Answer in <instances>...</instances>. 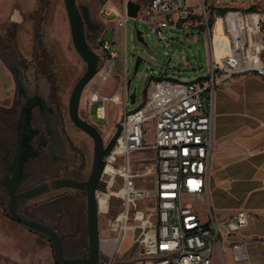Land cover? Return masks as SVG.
Here are the masks:
<instances>
[{
	"label": "built area",
	"instance_id": "obj_1",
	"mask_svg": "<svg viewBox=\"0 0 264 264\" xmlns=\"http://www.w3.org/2000/svg\"><path fill=\"white\" fill-rule=\"evenodd\" d=\"M215 1L226 8L215 16L214 23L212 20L220 29L218 36H212L216 28L208 23L204 6L199 7L209 35L207 73L193 81L151 78L142 103L130 111L123 109L118 119L120 133L104 156L105 184L104 190H97V201L100 195H105L107 207L99 211L107 214L111 197L121 202L119 213L109 220L107 227L113 233L110 239L113 243H119L129 231L141 230L135 264H211L216 243L235 235L247 224L245 209L221 219L209 202L212 100L216 89L226 86L234 75L254 72L264 76V13L246 10L247 0ZM105 12L115 14L111 7H106ZM143 13L163 39L165 28L187 19L195 10L187 0H148ZM115 15L113 40L101 38L98 45V64L102 62V66L97 65V73L103 79L112 72L116 52L111 45L117 38L116 28L124 26L128 17L125 12ZM122 90L125 102L129 90L125 84ZM107 99L121 102L116 93L110 97L95 94L89 100V103L102 100L103 104L96 108L100 118L105 117ZM149 121L152 141L146 143L144 135ZM146 149H152L153 162L138 171L132 163V154ZM105 173L108 178L103 177ZM147 174H153L152 184L139 185L136 178ZM206 195L209 209L202 220L191 200H203ZM144 200L152 206L138 207L137 203ZM152 214L154 221L150 219ZM230 246L234 261L247 259L239 242Z\"/></svg>",
	"mask_w": 264,
	"mask_h": 264
},
{
	"label": "rangeland",
	"instance_id": "obj_2",
	"mask_svg": "<svg viewBox=\"0 0 264 264\" xmlns=\"http://www.w3.org/2000/svg\"><path fill=\"white\" fill-rule=\"evenodd\" d=\"M81 13L86 9L87 17L92 24H96L98 28L91 29L89 24H85V36L90 47L99 53L98 45L101 38L113 40V28L105 27L103 30V19L111 15L105 12L106 7H112L115 12H125L124 0H76ZM190 5H194L195 13L180 22L175 21L164 29L165 37L160 39L144 18L143 6L138 11L137 17H127L125 25L118 27L116 35V45H112L111 49H117L114 59L112 72L103 79L99 73H96L91 80L84 86L80 97L79 114L97 126L102 134L104 141L108 140L115 129L123 109L126 111L133 110L139 106L148 90L149 80L155 78H169L178 81H193L204 76L208 71L209 62V35L206 33L203 18L200 14L201 3L206 11V18L209 22L212 18L213 23L215 16L218 15L217 7H223L215 0H187ZM120 5V8L118 7ZM221 5V6H220ZM117 9H115L114 7ZM254 6L257 11L264 12V0H247L244 7ZM18 19L16 24L14 21H4L0 23V30L10 27L7 31L9 41L14 42L15 51L11 52L7 48V61L9 64L17 62L18 65L31 63L40 53L38 50V42L43 43L47 47L45 56L41 57L39 62L52 74H58V77L64 76L65 84L59 98L64 102L67 111V100L69 92L77 78L85 70L86 64L81 56L77 53L70 32L69 20L65 8L64 0H0V19L12 17ZM55 25H54V23ZM215 26V32L212 36H218L221 33L218 25ZM54 25V26H53ZM210 25V28H212ZM16 27V35H13V28ZM57 30L54 35L49 34L52 28ZM19 30H22L26 36L25 45L19 39ZM102 30V32H101ZM39 32V38H35V32ZM137 31L140 32L139 39ZM57 34V35H56ZM64 34V35H63ZM101 34V35H100ZM101 36V37H100ZM59 37V39L57 38ZM114 42V41H113ZM8 46V45H7ZM19 55L21 57H19ZM136 56L144 59L134 73L133 64ZM54 58V61L51 59ZM40 63V65H41ZM102 66V62L98 67ZM21 70V68H19ZM32 67L25 73L29 81L33 80ZM125 80H123V79ZM129 80V93L134 91V102H130L129 98L124 102V92L122 87ZM40 90L47 92V83L39 80ZM23 81V84H26ZM30 90L33 85L29 82ZM61 83V88H62ZM117 94L121 102L112 100L105 101V117L100 118L96 114V108L103 104L102 100L89 103V100L95 94L110 97ZM67 129L69 137L76 144H83L88 151L89 166L92 163L93 143L89 135L80 128L75 126L66 114ZM146 133L144 139L146 143H151L152 132L151 122L146 123ZM154 153L152 149L135 151L132 154V163L138 171L149 166L153 162ZM70 159V158H69ZM215 171L211 162L209 172V196L212 202L213 210L216 213L228 214L231 210L230 205L224 200L217 197L215 185ZM104 178H108L105 173ZM153 174H147L136 178L139 185L150 186L153 180ZM30 182V181H29ZM25 183L24 185H26ZM4 187L0 188V263L1 264H21L18 261L10 260L4 253H8L15 260L20 258L24 261L27 258L24 251L30 252L31 262L34 264H59L53 254V248L50 239L42 232L30 229L18 222L9 215L7 210V196L2 195ZM101 196V195H100ZM99 196V197H100ZM208 195L203 200H191L192 204L199 210L202 220L206 218L208 206ZM221 202V204H219ZM206 203V204H205ZM207 205V206H205ZM221 205V206H220ZM137 206L144 208L152 206L146 200L137 203ZM121 209V202L116 197H111L108 212L104 214L99 211L98 230L101 240V264H109L111 262H122L123 264H135L139 256L140 243L138 237L140 229L135 232L129 231L126 237L121 239L119 243L115 242L110 245L111 249L105 242L111 239L113 233L109 230L108 222L114 219ZM152 221L155 215L150 216ZM53 224L54 222H50ZM17 248H20L17 249ZM23 248V249H22ZM215 248V247H214ZM4 252V253H2ZM216 250L212 253L211 264H221L218 259ZM28 261V260H27Z\"/></svg>",
	"mask_w": 264,
	"mask_h": 264
},
{
	"label": "flooded vegetation",
	"instance_id": "obj_3",
	"mask_svg": "<svg viewBox=\"0 0 264 264\" xmlns=\"http://www.w3.org/2000/svg\"><path fill=\"white\" fill-rule=\"evenodd\" d=\"M8 30L9 26L0 30V59L10 70L14 81L17 76L21 84L17 86L15 82L14 98L10 106L0 107V148L3 158L0 188L4 187L2 195L7 196V210L10 197L8 186L15 167V192L44 185L43 189L35 191L28 198H17L18 213L54 227L63 234V250L67 257H84L89 244L85 181L91 165L89 166L86 147L81 143L76 144L69 137L66 122L68 100L66 111L64 102L59 98L65 78L58 77L56 73L51 74L39 62L47 52V47L41 42L37 44L40 53L31 62L32 66L26 63L18 65L17 62L9 64L6 49L14 52L15 47L14 42L8 40ZM16 30L14 27V36ZM34 32L35 38H39V32ZM30 67L33 69L32 81L25 75ZM43 79L47 83L46 93L39 88V80ZM23 81L27 83L23 84ZM29 82L33 85L32 90ZM64 179L71 180L76 185H62L60 182ZM25 183L27 184L24 185ZM97 195L96 190L98 222ZM101 259L100 255V262Z\"/></svg>",
	"mask_w": 264,
	"mask_h": 264
},
{
	"label": "crops",
	"instance_id": "obj_4",
	"mask_svg": "<svg viewBox=\"0 0 264 264\" xmlns=\"http://www.w3.org/2000/svg\"><path fill=\"white\" fill-rule=\"evenodd\" d=\"M126 1L124 0V4ZM133 1L141 8L148 0ZM114 8H120V5ZM115 14H109L111 16L103 19L102 30L110 26L113 28ZM4 21L16 22L18 19L12 15L0 19V23ZM117 29L118 27L116 32ZM56 30L55 27L52 28L49 34L54 35ZM25 38L24 32L19 30V39L22 40L23 45ZM114 44L117 47L116 41L112 43ZM112 50L118 52L117 49ZM14 93V78L0 59V107L10 106ZM212 106L211 162L216 173V193L221 202L225 198L224 205L227 201L232 210L228 214L215 213L219 218L227 219L239 209L248 212L247 224L238 233L216 243L214 248L216 257L221 264H264V76L254 72L234 75L226 86L216 89ZM2 159L0 148V178L3 172ZM209 202L212 206L210 196ZM232 242H239L242 245V249L247 254L246 260H233L230 246ZM19 253L27 258H24V261L21 258L15 260L8 253L4 254L10 260L21 264H33L30 252L19 251Z\"/></svg>",
	"mask_w": 264,
	"mask_h": 264
},
{
	"label": "water",
	"instance_id": "obj_5",
	"mask_svg": "<svg viewBox=\"0 0 264 264\" xmlns=\"http://www.w3.org/2000/svg\"><path fill=\"white\" fill-rule=\"evenodd\" d=\"M65 8L68 15L70 32L72 36L73 45L77 53L85 61L86 67L83 73L75 81L68 98V114L72 123L90 136L93 143V157L91 163L90 173L85 181L87 188V213H88V234L89 244L87 255L84 257H67L63 250V234H60L54 227H51L43 222L34 219L26 218L20 215L17 211V198H28L35 191L44 188V185H39L34 189H28L22 192H15V181L17 178L16 168L13 169V175L8 186V193L10 195L8 200V213L18 223L44 233L51 241L53 254L59 264H101L100 250L101 240L98 231L97 211L95 204V191L104 190L105 181L102 179V174L105 166L104 156L113 147L117 136L121 130V123L116 122L115 129L108 140L104 141L101 132L95 124L81 117L79 114V103L81 93L84 86L97 73V65L100 60L99 54L93 50L87 42L85 36V24H89L91 29L98 28L96 24H92L88 17L86 9L81 13L76 0H64ZM201 5H203L201 3ZM140 5L133 0L125 2V13L128 17H136ZM138 36L140 32L137 31ZM141 39V37H138ZM144 59L136 56L133 64L134 73L137 71L140 63ZM17 86L21 84L20 79L15 76ZM129 80L126 82L128 88ZM134 91L129 93L130 102H134ZM62 185H76L73 181L64 179L61 180ZM109 264H123L122 262H111Z\"/></svg>",
	"mask_w": 264,
	"mask_h": 264
},
{
	"label": "bare ground",
	"instance_id": "obj_6",
	"mask_svg": "<svg viewBox=\"0 0 264 264\" xmlns=\"http://www.w3.org/2000/svg\"><path fill=\"white\" fill-rule=\"evenodd\" d=\"M98 205H99V209L101 211L106 209V207H107V198H106L105 195L99 197ZM125 237H126V233L122 236V239H124ZM112 242H113L112 240L106 241L105 242V247H106V245H108V247L111 249L110 245L112 244Z\"/></svg>",
	"mask_w": 264,
	"mask_h": 264
},
{
	"label": "trees",
	"instance_id": "obj_7",
	"mask_svg": "<svg viewBox=\"0 0 264 264\" xmlns=\"http://www.w3.org/2000/svg\"><path fill=\"white\" fill-rule=\"evenodd\" d=\"M225 10H226L225 7H217V11H218V13H223ZM246 10H250V11H251V10H256V9H255L254 6H249L248 8H246ZM263 13H264V12H263ZM208 23H209V24L212 23V18H210V20H209ZM198 79H200V77H199Z\"/></svg>",
	"mask_w": 264,
	"mask_h": 264
}]
</instances>
